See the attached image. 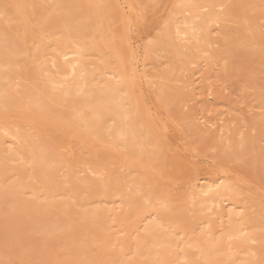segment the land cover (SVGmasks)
I'll return each mask as SVG.
<instances>
[{
    "label": "bare ground",
    "instance_id": "6f19581e",
    "mask_svg": "<svg viewBox=\"0 0 264 264\" xmlns=\"http://www.w3.org/2000/svg\"><path fill=\"white\" fill-rule=\"evenodd\" d=\"M140 81L213 169L166 144ZM15 259L264 264V0H0V264Z\"/></svg>",
    "mask_w": 264,
    "mask_h": 264
},
{
    "label": "rangeland",
    "instance_id": "374dc122",
    "mask_svg": "<svg viewBox=\"0 0 264 264\" xmlns=\"http://www.w3.org/2000/svg\"><path fill=\"white\" fill-rule=\"evenodd\" d=\"M126 13L129 14L128 11H126ZM143 35H144V32L142 31L141 28H138L134 25L131 26L129 30V36H131L134 40H138L139 42H141ZM140 86L142 89V93L144 95V100L147 103V106L149 108L150 115L152 119L157 123V127L159 129L158 131L164 137L166 144H169V146H171L172 148L179 150V153H181L182 155L187 156L197 162L198 167L194 169L192 174L202 175L210 171L211 169H213L215 166V162L213 161L211 157L199 151L191 152L189 150L190 151L189 152L188 150H185L183 148L181 139L179 137V133L176 127L173 126L172 123H170L164 116H162L152 106L150 102V92H149L148 86L144 83V81H140ZM17 260L15 259L13 262H16V263H12V264H21L20 262H18L19 260L18 261Z\"/></svg>",
    "mask_w": 264,
    "mask_h": 264
}]
</instances>
